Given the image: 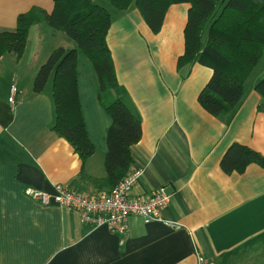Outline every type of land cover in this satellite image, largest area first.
I'll return each instance as SVG.
<instances>
[{"label":"crops","instance_id":"obj_1","mask_svg":"<svg viewBox=\"0 0 264 264\" xmlns=\"http://www.w3.org/2000/svg\"><path fill=\"white\" fill-rule=\"evenodd\" d=\"M32 6L51 12L53 2L0 0V31L14 30L17 15ZM188 7L172 4L158 33L134 4L116 10L106 38L124 100L141 121V138L130 150L131 171L141 169L142 175L129 196H147L165 185L171 198L162 214L181 226L144 223L132 215L126 232L116 234L83 222L74 210L24 194L27 187L51 192L55 184L94 194L110 189L103 182L110 118L97 99L94 70L89 68L91 81L83 86L77 69L82 113L95 147L83 161L52 129L51 79L41 92L32 90L54 48L77 47L63 34L59 43L45 44L52 28L41 22L30 27L20 58L10 52L0 57V264H196L197 253L215 264H264V167L249 164L242 173L220 167L233 142L264 155L261 98L254 86L244 85L230 118L199 104L212 69L177 66Z\"/></svg>","mask_w":264,"mask_h":264},{"label":"trees","instance_id":"obj_2","mask_svg":"<svg viewBox=\"0 0 264 264\" xmlns=\"http://www.w3.org/2000/svg\"><path fill=\"white\" fill-rule=\"evenodd\" d=\"M117 10L134 4L153 33L163 25L172 4L189 3L183 29L184 49L177 66L199 63L212 75L198 94L199 104L213 115L232 117L238 110L245 81L261 57L264 47V0H109ZM47 12L32 6L17 15L14 30L0 31V57L13 53L20 58L31 26L44 22L72 39L90 61L95 72L97 99L110 118L104 156L109 187L131 171L130 147L141 138V121L124 100L107 44L110 11L93 0H52ZM77 48H54L40 65L32 83L41 92L51 79L54 104L52 129L65 138L83 161L94 153L88 137L78 93ZM264 112V76L254 85ZM249 164L264 167V155L246 144L233 142L224 152L220 167L225 173H242Z\"/></svg>","mask_w":264,"mask_h":264},{"label":"built area","instance_id":"obj_3","mask_svg":"<svg viewBox=\"0 0 264 264\" xmlns=\"http://www.w3.org/2000/svg\"><path fill=\"white\" fill-rule=\"evenodd\" d=\"M15 92L16 86L12 85L8 98L12 108ZM141 175V169L132 170L116 185L99 194L90 191H73L62 184L53 185L51 192L27 187L24 189V194L44 205L54 203L74 210L79 213L83 222H88L93 227L104 226L116 234L126 232L128 218L132 215L139 216L144 223L155 221L173 228L180 227L179 222L167 219L162 214V210L171 198V193L165 185L159 186L147 196H129L130 189ZM196 264L215 263L197 253Z\"/></svg>","mask_w":264,"mask_h":264},{"label":"rangeland","instance_id":"obj_4","mask_svg":"<svg viewBox=\"0 0 264 264\" xmlns=\"http://www.w3.org/2000/svg\"><path fill=\"white\" fill-rule=\"evenodd\" d=\"M95 3L97 2L98 4H102L104 5V7H106L110 13H113L114 15H116V10L110 3L109 0H93ZM100 4V5H101ZM44 23V22H43ZM46 24V23H44ZM50 27V26H49ZM51 32H56L55 34H52L51 32H47L45 34V44H56L59 43L61 41V34H63L62 36H65V33H63L61 30L55 29L53 27ZM68 38V37H66ZM77 48V47H76ZM77 53L79 54L77 57V60H79V62H77L78 67L77 69L79 70V74H81V81L83 86L88 85L91 81V72H88L89 68L92 69L91 63L90 61L87 59L86 55L84 54V52L81 49L77 48ZM264 76V47H263V51L261 54V57L259 58L258 62L256 63V65L254 66V68L252 69L250 75L248 76V78L246 79V83H245V88L247 90H249L251 87L254 86V84L260 80L262 77Z\"/></svg>","mask_w":264,"mask_h":264}]
</instances>
